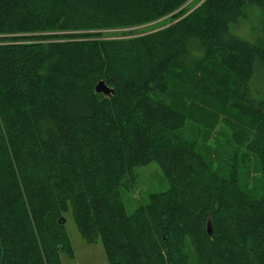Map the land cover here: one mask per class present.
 I'll return each instance as SVG.
<instances>
[{"label":"trees","instance_id":"obj_1","mask_svg":"<svg viewBox=\"0 0 264 264\" xmlns=\"http://www.w3.org/2000/svg\"><path fill=\"white\" fill-rule=\"evenodd\" d=\"M188 1L0 0V264L71 259L69 211L108 264H264V44L232 31L264 0ZM168 16L143 37L101 36ZM208 112L243 124L258 197L235 155L220 174L182 136L188 119L212 133ZM152 161L166 189L127 214L123 182Z\"/></svg>","mask_w":264,"mask_h":264},{"label":"rangeland","instance_id":"obj_2","mask_svg":"<svg viewBox=\"0 0 264 264\" xmlns=\"http://www.w3.org/2000/svg\"><path fill=\"white\" fill-rule=\"evenodd\" d=\"M204 0H189L183 9L185 12L196 10L203 4ZM243 17L238 25L233 29L236 38H241L248 43L261 42L264 44V15L254 6L243 8ZM172 15V14H171ZM173 16H168L158 20L156 23L146 24L143 27L123 29L118 31H105L101 33L102 39H119L134 37H143L169 26L174 21ZM259 83V82H258ZM177 89V88H176ZM175 90V89H174ZM172 90V91H174ZM212 113L202 114V122L208 123V127L213 129L212 133L200 130L196 122L187 120L186 129L182 130L184 138H192L196 141L198 147L207 155L208 162L212 169L220 174H225L232 155L236 156V164L240 174L239 184L245 188L253 197H258L263 191V175L261 173L258 161H248L241 163L238 161L241 154L245 152V138L237 141L234 138L235 130L241 129L243 124H236L231 118H226L220 112L215 121L212 122L210 115ZM211 125V126H210ZM208 128L209 130H211ZM203 152V153H204ZM204 153V154H205ZM166 178L163 177L159 165L152 161L147 166H139L132 172L131 177L126 178L122 185L121 202L125 207L127 214L135 211L139 206L146 203L147 197L151 193H163L166 189ZM71 212L64 213L65 231L69 237V245L72 250V258H67L64 252L59 254V260L62 264H108L104 257V249L101 244L84 242L76 228V223L71 217Z\"/></svg>","mask_w":264,"mask_h":264},{"label":"water","instance_id":"obj_3","mask_svg":"<svg viewBox=\"0 0 264 264\" xmlns=\"http://www.w3.org/2000/svg\"><path fill=\"white\" fill-rule=\"evenodd\" d=\"M96 90H97L98 92H102V94H104V95H107V93H109V90L106 89V88L101 84V82L98 83V84L96 85ZM63 222H64V221H63Z\"/></svg>","mask_w":264,"mask_h":264}]
</instances>
